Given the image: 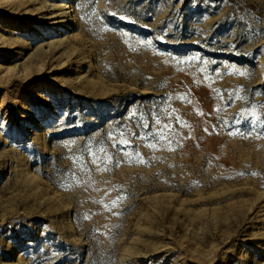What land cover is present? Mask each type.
<instances>
[{"label":"rangeland","instance_id":"rangeland-1","mask_svg":"<svg viewBox=\"0 0 264 264\" xmlns=\"http://www.w3.org/2000/svg\"><path fill=\"white\" fill-rule=\"evenodd\" d=\"M63 1L0 0V264H264V0Z\"/></svg>","mask_w":264,"mask_h":264},{"label":"bare ground","instance_id":"bare-ground-1","mask_svg":"<svg viewBox=\"0 0 264 264\" xmlns=\"http://www.w3.org/2000/svg\"><path fill=\"white\" fill-rule=\"evenodd\" d=\"M63 4L64 5H61V6H54V5L50 6V7H52L51 8L52 10H58L59 11L58 12L59 14L56 13V15L54 14L55 16H53V18L60 19V21L56 22L55 25H60L62 23H66L65 19H67V18H69V20H68V21H70L69 23L73 24V22H72L73 21V17H72L71 13L74 10L72 9V6L70 4L68 5L67 0H64Z\"/></svg>","mask_w":264,"mask_h":264}]
</instances>
